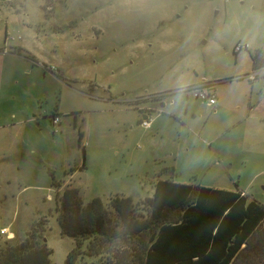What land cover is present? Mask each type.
<instances>
[{"label": "rangeland", "instance_id": "obj_1", "mask_svg": "<svg viewBox=\"0 0 264 264\" xmlns=\"http://www.w3.org/2000/svg\"><path fill=\"white\" fill-rule=\"evenodd\" d=\"M49 1L0 2V51L28 53L0 61V243L42 226L63 264L75 247L58 220L67 185L83 205L100 198L117 226L111 199L145 201L158 180L264 205V113L248 110L264 102L252 60L264 62V0ZM202 80L214 108L177 93Z\"/></svg>", "mask_w": 264, "mask_h": 264}, {"label": "trees", "instance_id": "obj_2", "mask_svg": "<svg viewBox=\"0 0 264 264\" xmlns=\"http://www.w3.org/2000/svg\"><path fill=\"white\" fill-rule=\"evenodd\" d=\"M261 55L252 57L254 69L263 65ZM82 139L79 133L80 146ZM60 200L61 235L75 240L63 264L84 256L100 258L97 264H264V205L241 191L158 180L145 201L111 199L118 226L106 219L100 198L83 205L78 190L67 185ZM140 206L146 217L136 214ZM42 232L37 226L20 243L1 242L0 264H51Z\"/></svg>", "mask_w": 264, "mask_h": 264}, {"label": "built area", "instance_id": "obj_3", "mask_svg": "<svg viewBox=\"0 0 264 264\" xmlns=\"http://www.w3.org/2000/svg\"><path fill=\"white\" fill-rule=\"evenodd\" d=\"M241 47H236V50H241ZM53 69V68H52ZM257 76V75H256ZM255 75H251L250 79H255ZM184 92H187L188 94H191L195 99L201 100L205 102L208 106L213 107L217 103V99L215 96V83L208 82L206 80H202L196 85H192L190 87H187L184 89ZM52 123L54 126H57L59 124V119L57 116L52 118ZM141 124L144 127H148L150 125V122L148 121V117L146 116V119H144ZM242 195H246L244 192H241ZM7 230L3 229L1 230L0 234H6Z\"/></svg>", "mask_w": 264, "mask_h": 264}, {"label": "crops", "instance_id": "obj_4", "mask_svg": "<svg viewBox=\"0 0 264 264\" xmlns=\"http://www.w3.org/2000/svg\"><path fill=\"white\" fill-rule=\"evenodd\" d=\"M18 50H20L23 54H18L17 53V51ZM19 56V57H23V58H27V56H28V53H27V51L26 50H24V46L23 47H19V46H13V47H11V48H9V49H7L6 47L2 50V51H0V61L2 60V61H4L6 58V56ZM31 57V56H30ZM34 58V57H33ZM28 59V58H27ZM35 59V58H34ZM32 61V60H31ZM1 64H0V87H1V82H2V75H3V71H4V69H3V64L4 63H2V62H0ZM263 100H264V97H263ZM218 103V102H217ZM217 103H216V105H217ZM261 108L262 107V112L264 113V102L262 101V100H260L258 103H257V105H254L253 107H250L248 110L249 111H252L253 109H255V108ZM211 108H214V106L213 107H211Z\"/></svg>", "mask_w": 264, "mask_h": 264}, {"label": "clouds", "instance_id": "obj_5", "mask_svg": "<svg viewBox=\"0 0 264 264\" xmlns=\"http://www.w3.org/2000/svg\"><path fill=\"white\" fill-rule=\"evenodd\" d=\"M183 91H184V86L183 85H179L177 87V93L179 94V93H182Z\"/></svg>", "mask_w": 264, "mask_h": 264}, {"label": "water", "instance_id": "obj_6", "mask_svg": "<svg viewBox=\"0 0 264 264\" xmlns=\"http://www.w3.org/2000/svg\"><path fill=\"white\" fill-rule=\"evenodd\" d=\"M6 2V1H11V0H0V2ZM169 93V92H168ZM163 106V105H162ZM143 119H146V116H144V118Z\"/></svg>", "mask_w": 264, "mask_h": 264}]
</instances>
